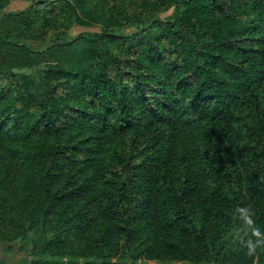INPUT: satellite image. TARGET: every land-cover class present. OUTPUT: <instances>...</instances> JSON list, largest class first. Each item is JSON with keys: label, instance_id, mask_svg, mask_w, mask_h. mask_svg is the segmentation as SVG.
<instances>
[{"label": "trees", "instance_id": "16d2710c", "mask_svg": "<svg viewBox=\"0 0 264 264\" xmlns=\"http://www.w3.org/2000/svg\"><path fill=\"white\" fill-rule=\"evenodd\" d=\"M13 1L0 258L264 264V0Z\"/></svg>", "mask_w": 264, "mask_h": 264}, {"label": "rangeland", "instance_id": "374dc122", "mask_svg": "<svg viewBox=\"0 0 264 264\" xmlns=\"http://www.w3.org/2000/svg\"><path fill=\"white\" fill-rule=\"evenodd\" d=\"M174 9H170V10H166L164 12H162L161 17L163 19H167L168 17L172 16L174 14ZM99 31V28H93V27H82V26H75L69 34V39H73L76 38L82 34H92ZM35 45H39L36 44ZM242 236V231L241 230H237L234 234L233 240L231 241V246L234 247L236 245L237 240ZM33 247L31 246L30 248H28V250L26 251H22L19 252L17 254H15L13 256L12 259L8 260V262H6L4 260V258H0L2 261L9 263V264H29L30 258L34 257V252H33ZM2 255V254H1ZM48 260H52L51 258H45ZM77 264H85L84 261H79L77 262ZM210 264V263H208Z\"/></svg>", "mask_w": 264, "mask_h": 264}, {"label": "crops", "instance_id": "0c3cea01", "mask_svg": "<svg viewBox=\"0 0 264 264\" xmlns=\"http://www.w3.org/2000/svg\"><path fill=\"white\" fill-rule=\"evenodd\" d=\"M26 8V4L21 1H13L6 8V12H16Z\"/></svg>", "mask_w": 264, "mask_h": 264}]
</instances>
